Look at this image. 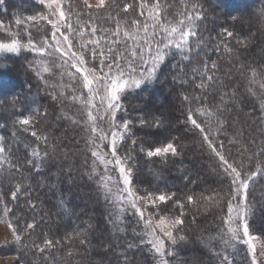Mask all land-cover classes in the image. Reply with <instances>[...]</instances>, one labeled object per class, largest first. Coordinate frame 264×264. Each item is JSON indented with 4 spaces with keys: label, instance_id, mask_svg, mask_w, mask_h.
I'll use <instances>...</instances> for the list:
<instances>
[{
    "label": "snow or ice",
    "instance_id": "snow-or-ice-1",
    "mask_svg": "<svg viewBox=\"0 0 264 264\" xmlns=\"http://www.w3.org/2000/svg\"><path fill=\"white\" fill-rule=\"evenodd\" d=\"M260 2L211 30L208 0H33L28 15L4 8L0 68L22 57L25 72L24 89L0 102V247L15 249L13 264H103L88 258L91 225L61 231L34 195L50 187L56 207L67 209L77 178L105 206L115 239L103 247L117 264H129L131 249H144L150 264H175L193 243L202 255L187 257L191 264H234L238 245L247 264H264V236L254 227L264 217V187L256 195L264 63L246 57L255 34L242 31L254 17L264 32ZM157 84L175 92V123L147 104ZM140 93L144 102L132 103ZM61 123L74 133V150L50 131ZM189 144L203 171L177 167L181 183L169 186L153 162L183 165ZM146 165L156 168L155 182Z\"/></svg>",
    "mask_w": 264,
    "mask_h": 264
},
{
    "label": "trees",
    "instance_id": "trees-1",
    "mask_svg": "<svg viewBox=\"0 0 264 264\" xmlns=\"http://www.w3.org/2000/svg\"><path fill=\"white\" fill-rule=\"evenodd\" d=\"M219 3V7L216 4ZM35 5L33 0H2L0 5V13L3 12L4 8L7 7L9 14L12 13L13 8H19L23 15H28L31 13V9ZM206 7L209 9L208 19L204 22L208 28L211 30L214 27H218L226 18V15L233 14H253L257 9L261 7L260 0H208ZM239 27V26H238ZM260 26L256 22L255 18L251 21H246L242 31L247 34L248 32L254 33V39L252 46L245 53L246 57L250 60L256 61L257 63H264V32L259 30ZM207 35V33H205ZM215 58V57H213ZM8 65L7 68H0V102L7 101L14 95L16 92L22 91L25 87V72L21 66L23 63V58L16 59H7L2 61ZM30 78V77H29ZM171 87L170 84L155 85L147 93L148 95V106H152L154 110H157L158 113H163L161 111L162 106H167L166 115L172 123H175V117L178 115L173 109L174 106L178 103L174 99L175 92L169 94L168 89ZM33 93L36 92V88L33 87ZM27 94V93H26ZM30 95V94H28ZM145 95L140 93L139 95L132 98V103H143L144 101L141 97ZM155 100L156 102H154ZM169 104L166 105V103ZM40 104L46 103L45 99H40L38 101ZM153 104V105H152ZM247 111V109H245ZM6 116L3 113H0V125L5 123ZM67 129V130H66ZM53 132V135L56 137H63L64 144L68 150H74V142L72 137L74 135L73 131L68 127V125L61 123L58 129H50ZM7 135V133H2ZM176 134V133H172ZM22 147V146H21ZM184 151V160L183 165H180L179 162L176 164L169 163L168 165H160V161H154L153 163L160 168L161 175L164 177V180L168 183L169 186L179 185L181 183L180 174L176 171L177 167L183 166L190 171L198 172L203 171L201 165L202 160L200 158L199 150L194 146L189 144L188 147L183 149ZM70 160L73 157L69 158ZM75 163L78 166L81 163L82 157H74ZM48 171L46 170L34 178L35 181L39 180L41 176H47ZM156 168H151L150 166H144L145 178L148 181L155 182L154 175L150 173H155ZM63 179V178H62ZM163 186V184L161 185ZM38 187V192L34 195H38L40 200L44 201L45 210L49 211L51 215V220L53 226L59 223L61 231L65 227L71 229L75 226L84 228L86 225H91L92 231L89 233L93 237V243L91 246V253L88 257L91 261H103V264H117V257L113 255L112 252L104 251V245L107 244L110 240H114L115 237L112 235V229L106 220L105 206L102 202H97L94 190L92 185L89 184L86 180L81 181L77 178L76 184L71 188V204L67 209H62L56 207L59 193L50 189V187ZM264 187V183L258 184L256 189V195L259 197L261 193V188ZM68 186L66 183L63 184V191L68 192ZM59 213V215H57ZM255 221V225L257 219ZM254 225V226H255ZM256 231L261 233V230H264L262 225L255 228ZM97 232H102V234H97ZM131 236L127 238L128 241H131ZM123 239L121 243H125ZM14 248L12 249L14 253ZM123 250V249H121ZM83 251V249H81ZM186 251H190V255H187L186 261L190 262L187 257L193 255H202L201 250L193 244H188L186 248L181 246L179 256L181 257L182 253L185 254ZM56 256V253H53V257ZM234 264H247L246 260V246L238 245L236 250L233 252ZM77 259L76 257L73 258ZM120 259H123L122 257ZM127 259L129 264H150V257L146 254L144 249H131L127 251ZM191 263V262H190Z\"/></svg>",
    "mask_w": 264,
    "mask_h": 264
},
{
    "label": "rangeland",
    "instance_id": "rangeland-1",
    "mask_svg": "<svg viewBox=\"0 0 264 264\" xmlns=\"http://www.w3.org/2000/svg\"><path fill=\"white\" fill-rule=\"evenodd\" d=\"M1 4H2V0H0V5ZM153 101L156 102L155 100H153ZM168 104H169V100H168V103H166V105H168ZM149 107L153 108L152 106H149ZM160 108H161V111L163 112L165 120H169L167 115H166L167 106H162ZM257 222L258 223H256V224H258V225H255L254 226L255 228H257L260 225H262L264 227V217L259 216L257 219ZM6 233H7L6 225L3 223H0V240H2L4 238ZM98 233L102 234V232H97V234ZM256 234L264 236V230H261V233H259V231H256ZM182 247L186 248L187 245H182ZM12 249L13 248L0 247V264H13V259L15 256V250L13 253ZM183 253H182L180 259L175 262V264H191L190 262L186 261V258H185L187 255H190V251L189 252L186 251L185 254H183Z\"/></svg>",
    "mask_w": 264,
    "mask_h": 264
}]
</instances>
